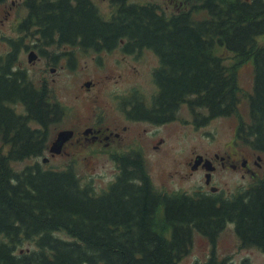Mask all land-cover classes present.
Returning <instances> with one entry per match:
<instances>
[{"label":"trees","instance_id":"16d2710c","mask_svg":"<svg viewBox=\"0 0 264 264\" xmlns=\"http://www.w3.org/2000/svg\"><path fill=\"white\" fill-rule=\"evenodd\" d=\"M189 1L166 14L153 3L113 0L116 10L105 16L93 0H30L24 24H36L48 42L96 50L121 46L129 53L153 49L159 57L155 122L173 120L182 104L198 125L233 113L244 91L239 66L252 60L250 119L239 134L264 152V0ZM221 46L233 51L232 63L218 52ZM13 65L12 54L0 63V235L6 238L0 264H179L196 231L215 243L229 222L243 245L264 252V175L225 196L158 190L138 154H126L103 190L83 182L71 166L14 168L12 161L46 150L49 125L64 108ZM24 240L35 247L18 251ZM189 264L234 263L212 250L207 260ZM241 264L252 263L246 258Z\"/></svg>","mask_w":264,"mask_h":264},{"label":"rangeland","instance_id":"374dc122","mask_svg":"<svg viewBox=\"0 0 264 264\" xmlns=\"http://www.w3.org/2000/svg\"><path fill=\"white\" fill-rule=\"evenodd\" d=\"M12 1L0 0V63L3 55L10 52L14 64L23 67L22 70L29 74L36 86L47 89L48 100H57L64 108V113L49 125V144L46 150L37 156L12 161L14 168L23 169L35 162H40L45 169L71 166L83 182L92 180L96 189L100 190L116 178L119 171L116 156L123 152L132 153L142 156L146 170L158 190L196 193L195 190L199 188L211 191V186L215 185L218 188L217 195L225 196L238 194L264 175V152L255 149L239 134L241 124L250 119L248 94L252 91L254 81L252 60L239 66L238 81L244 91L238 108L229 115L217 116L206 124L198 125L195 113L191 112L187 104H182L176 117L164 124L129 120L126 110L117 107L120 98L115 97H121L123 107L132 100L131 93L142 102L153 101L152 97L158 88L153 72L159 65V57L153 49L144 48L136 53L125 52L121 46L96 50L55 39L53 42L42 41L38 46L40 57L37 60L34 57L33 62L29 61L26 46L30 45L32 37L30 28L24 23L28 17L27 4L30 0H15V4ZM93 1L105 16H111L116 10L113 0ZM129 1L153 3L159 10L164 9L166 14L183 9L182 0ZM188 3L192 6L200 1L190 0ZM8 9L11 14L7 17ZM4 17L7 18L3 21ZM218 52L232 63L233 51L221 46ZM107 74L109 76L105 78ZM87 81L89 85H86ZM92 83V87L87 89ZM17 108L20 111L24 109L22 105ZM197 110L200 114L201 108ZM90 125L108 131H121L124 137L122 141L114 136L101 140L81 137L82 131ZM64 129L75 131L76 136L66 140L63 153L54 152L51 144L58 132ZM250 153L262 166L253 163L249 171L239 169L236 165H218V157L222 155H228L227 162H238L241 165L243 157ZM199 155L203 158L204 155L211 157L217 162L218 167L213 176V170L206 167L207 173L211 171L209 181L202 168L191 172L195 170L193 167ZM61 234L67 236L63 232ZM5 239L0 235V241ZM34 247V241L24 240L17 249L21 252ZM212 250L219 258L227 257L234 264H241L246 258L252 264H264L261 248L243 245L232 222L226 224L215 243L207 235L196 231L189 253L179 264L207 260Z\"/></svg>","mask_w":264,"mask_h":264},{"label":"flooded vegetation","instance_id":"af4514ba","mask_svg":"<svg viewBox=\"0 0 264 264\" xmlns=\"http://www.w3.org/2000/svg\"><path fill=\"white\" fill-rule=\"evenodd\" d=\"M12 3L15 4L16 1L13 0ZM6 12H7L6 13V16L8 17L9 14H11V10L8 9V10H6ZM28 15H30V14L28 13ZM7 17H4L2 20L4 21V19L7 18ZM28 27L30 28V34H31L30 36L32 38H31L30 45H27L26 48H28V60L29 61H32V60L29 59L30 56H33V57L35 56V60H37L40 57L39 56V53H38L39 52L38 46L42 43V41H44V42H48V41H46V40L43 39L42 34H41V32H39V28L36 26V24H31ZM33 27H34V29H33ZM8 54H10V52L7 53V54H5V55H3L2 60L5 61L7 59ZM13 64H14V62H13ZM14 65L16 67H14ZM14 65H13V70H20V69L23 68L21 66H18L17 64H14ZM108 76H109V74L105 75V78L108 77ZM87 82H89V81H87ZM87 82H86V85H89V84H87ZM92 85H93V83L87 89H90L92 87ZM130 95H131L132 100H130V101H128L126 103V107H123L121 105L122 104L121 103V97H119L118 95L115 97V98H120L119 103H117V107L120 108L121 110H124V109L126 110L125 113L127 114L126 116H127V118H129V120H139L140 119V120H144V121H150V122H153V123H156V124H164L165 122H167V121L154 122L155 119H156V114H155V112L153 111V108H152L153 107V101L150 102V103H148V102H142V101H140L139 98H137L136 96H134L132 93ZM136 100L138 102H140L141 104L137 103ZM148 107H150V108H148ZM124 129H127V126H124ZM102 133H103V135H102ZM75 136H76V132L73 131L72 136H70L68 139L71 140ZM80 136L81 137H84L85 136L86 138H91V137H93V138H99L100 140L103 139V138H110V137L114 136L115 139H118L120 141H122V139H123L122 137H124V135H123V133L121 131H108L107 129L97 128V127H95L93 125H90V127H87L85 130H83L82 131V134H80ZM66 143H67V141H65L63 143L62 149L60 150L61 151L60 153H63L64 152V150H65L64 149V146H65ZM126 154L127 153H124L123 152V153H119V155L116 156L118 158L117 165L119 166V170H120L121 164L124 163V157L126 156ZM128 154H132V153H128ZM228 155L230 156L231 153H229ZM228 155L227 156L226 155H222L221 157H218L219 158L218 159V165H219V163L221 165L227 166V167H230V166L231 167H235V165H236V166H239V169L240 168H244V169L249 170V171L252 170L251 168L253 167V165H252L253 163L256 166H258V167L262 166V163L260 161H258L256 159V157L253 158V153H250L249 156H244L243 159L241 160V165L238 162H227ZM257 157L261 159V156L260 155H257ZM207 158H210L212 160L211 165L214 167L213 168V171H212V176H213V173L215 172V170L218 167V165L216 164L217 162L213 158L207 157L205 155H204V160L201 163L199 162L200 164L197 167H196V165L198 163H196L195 165L193 164L194 165L193 168L195 170H192L191 172L197 171L200 168H202L204 170L205 174H206L208 171L206 170V166L204 165V163L205 162H208L207 161ZM212 176H211V178H212ZM211 181H212V179H211ZM205 182H207V181L205 180ZM207 184L209 185L210 182L209 183L207 182ZM213 186H215V185H212L211 186V191H205L203 188H199V189L195 190V192H198V193H202V192H206V193H209V192L217 193L218 192V189H216L215 191H213L212 190V187Z\"/></svg>","mask_w":264,"mask_h":264},{"label":"water","instance_id":"95a60500","mask_svg":"<svg viewBox=\"0 0 264 264\" xmlns=\"http://www.w3.org/2000/svg\"><path fill=\"white\" fill-rule=\"evenodd\" d=\"M34 57L33 56H30L29 59L32 60ZM87 84H90V82H87ZM72 134H73V130H71V129H64V130L59 131L58 134H57V137H55L54 141L51 144V150L54 151V152H60V150L62 149L63 143L70 136H72ZM202 159H203L202 155H199L197 157V159H196V163L201 162ZM207 161L208 162H205L204 165L208 169L212 170L214 167L211 165V160L210 159H207ZM210 173H211V171L209 173H207V177H208L207 181H209V179H210ZM212 189L213 190H216V187L214 186V187H212Z\"/></svg>","mask_w":264,"mask_h":264}]
</instances>
